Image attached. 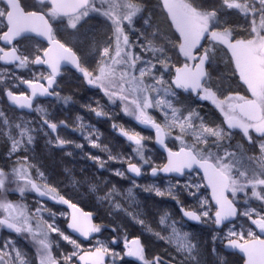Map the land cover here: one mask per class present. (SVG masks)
I'll return each mask as SVG.
<instances>
[{
	"label": "snow or ice",
	"instance_id": "1",
	"mask_svg": "<svg viewBox=\"0 0 264 264\" xmlns=\"http://www.w3.org/2000/svg\"><path fill=\"white\" fill-rule=\"evenodd\" d=\"M154 7L160 10L167 31L154 25L153 14L142 0H35L34 4L0 0V62L20 70L29 69L30 65L47 69L46 73L33 72L31 78L18 76L8 68L0 69V88L8 101L20 109L40 113L42 121L38 129H32L28 122L14 123L0 111V135L9 142L6 156L12 161L8 170L0 167V230L22 237L34 249L29 254L12 236L6 237L0 240V264H127L126 258L139 264H174V258L147 255L139 237L129 239L125 235L123 251L114 247L121 243L117 235L110 240L96 238L95 244L85 248L56 223L57 216L65 218L67 229L84 241H91L94 234L107 227L94 223L92 213L82 211L48 183L27 155H19L34 144L33 132L48 136L45 128L58 133L60 126H67L65 121H51L45 108H33L38 96H55L68 104L71 97H61L56 91L57 78L65 66H71L89 86L99 89L110 104L119 101L124 115L154 130V143L167 157L166 162L157 164L146 155L150 149L145 141L151 137L115 123L112 127L134 145L132 152L138 162L113 155L107 146L93 139L99 135L94 128L85 136L90 147L108 153V161L126 163V171L135 177L145 174V167L152 177L161 173L186 177L176 179L174 184L166 181L163 189L155 183L140 186L133 180V187L126 190L127 200L135 203V187L157 197H171L183 217L214 225L213 242L219 239L226 248L242 253L243 264H264V0H157ZM93 13L106 20L109 34L102 44L91 42L97 59L95 66L89 67L73 46L57 37L53 21H66L65 28L72 30L73 40H78L75 34ZM137 17L143 21L140 28L136 27ZM133 32L138 35V43L130 38ZM32 37L41 38L47 46L36 43L33 51L26 53L16 43ZM220 62L230 76L221 75L214 81L213 73ZM233 79L238 80L237 87L243 89V94L233 91ZM21 84L30 90V95L12 90ZM181 92L197 101L209 102L223 116L222 123H207L198 108L177 107ZM81 107L97 117L111 116L100 101H96V107ZM153 112H159L162 120ZM76 120L82 117L77 115ZM13 127L19 130L17 134L11 131ZM84 127L80 124L78 130ZM237 129L250 146L258 149V155H248L242 143L235 145V151L230 150L231 144L223 145ZM169 139L179 143L178 150L169 147ZM47 143L53 144V139L50 137ZM67 144L83 148L80 143L55 136L56 147ZM88 158L101 169L106 167L107 161L101 157ZM113 174L127 179L123 170L116 169ZM204 190H210V198L203 194ZM29 192L66 205L71 211L54 212L40 200L33 210L25 203ZM115 192L113 187L102 199H110ZM10 193L18 194L20 199H9ZM180 193L193 197L195 206H185ZM241 196L246 205L243 210L238 207ZM253 199L260 202L259 208L251 207L249 201ZM113 207L120 209L121 205L115 203ZM45 214L51 219H46ZM127 214L153 232L139 214ZM160 224L170 229L169 235L153 234L175 245L182 257L179 264H201L198 243L193 242L190 233L177 228V221L167 211L160 216ZM112 231L118 230L113 227ZM61 241L70 249L63 247ZM212 253L216 254L215 247ZM220 264H224L223 258Z\"/></svg>",
	"mask_w": 264,
	"mask_h": 264
},
{
	"label": "rangeland",
	"instance_id": "2",
	"mask_svg": "<svg viewBox=\"0 0 264 264\" xmlns=\"http://www.w3.org/2000/svg\"><path fill=\"white\" fill-rule=\"evenodd\" d=\"M142 3L146 9L152 12L154 25H157L161 31H167V24L164 22L160 10L154 7L157 0H142ZM145 14L147 15L148 13L146 12ZM136 20V27L140 28L143 21L140 20L139 17H137ZM55 24L57 36L61 38L63 42H68L70 46H73L83 62L89 67H94L97 57L92 51L90 44L93 40H95L98 45L102 44L105 37L109 34L106 20L102 16L93 13L91 19L80 29V32L75 34L79 37L78 40H73L72 30L65 28L66 21L57 20ZM130 38L133 43L139 42L138 35L135 32L130 33ZM34 44L33 41H26L23 43V45L28 48L33 47ZM136 51H139V49H136ZM4 68L15 71L18 76L24 78H31L33 72H47L43 68L31 65L29 69L24 70L15 69L14 67ZM213 75L215 81L220 78L221 75L224 77L230 76V72L225 68L224 63L220 62ZM228 82L229 81H225L226 84ZM238 83V80L235 79L231 81L233 91H241L243 94V89L237 87ZM12 90L18 93L25 91L22 84ZM56 91L60 92L61 97H71L67 105H65L63 99H58L56 97L54 100L39 99L36 101L35 107L41 106L45 108L49 114L48 118L51 121L57 123L65 121L67 126H60L58 128V133H51L45 128V131L48 132V136H45L43 132H33L35 136L34 144L29 146L28 152L19 153L20 156L27 155L30 162L40 168L45 174L48 183L55 187H64L68 189L69 193L81 201L83 205L88 208L98 209L99 221L102 222L103 225L121 229L124 231L122 233L126 236L137 235L143 237L146 254L149 256L160 254L165 256L166 259L174 258V264H179V261L182 259L180 254L176 251L175 245H170L166 240L158 239L157 236L153 234L154 232H159L162 236L169 235L170 229H168L166 225L160 224V216L167 211L172 219L177 221V228L180 229L181 232L190 233L193 242L198 243L201 264H220L222 258L224 259V264L242 263L241 258L239 259L235 254L226 255L224 253L222 249L224 243L219 239L213 242L212 234L215 230L212 226L214 225L211 223H203V227H208L209 231L202 227H190L192 225L188 224L181 217L175 208L177 203L171 197H157L154 193L144 192L142 187H135L133 188L136 195L135 203L133 204L127 200L125 198L126 190L133 187V180L140 186L155 183L162 189L165 187L166 181L151 180L149 176L147 178L143 176L141 179L137 180L133 179L126 172V163L108 161V153L90 147L88 141L85 139L89 131L94 128L99 135L98 137L94 135L93 139H98V142L102 146H107L113 155H122L125 158L130 157L133 162H138V158L132 152L134 145L121 136L119 130L114 129L112 125L114 123L122 125L125 129L134 130L140 132L143 136L151 137L150 133L145 132L148 127L139 125L134 119L124 115L121 111L119 101H117L116 104H110L107 97H105L99 89L89 86L76 71L65 70L57 82ZM96 101H100L105 107V110L111 114L110 117H97L93 112L81 107V105L86 104H91L93 107H96ZM184 105L198 108L200 114L209 124H221L223 121V116L209 102L197 101L193 96H188L181 92L176 106L183 107ZM0 111H3L7 118L14 123L23 124L25 121L28 122V127L32 129H38L42 122L40 113L34 111L32 114H28L23 111H18L8 105L5 96L4 104L0 103ZM152 114L157 119L162 120V116L159 112H153ZM77 115L82 117V120L77 121ZM0 120H2V118H0ZM80 124L85 126L82 130H78ZM4 130L8 131V129ZM11 131L13 134H17L19 130L13 127ZM56 135L66 140L80 143L83 145V148L78 149L74 144H67L62 148L56 147ZM1 136L2 135H0V137ZM50 137L53 139V144L47 143ZM151 140L152 139L145 141L147 148L150 149V151L146 152V155H150L152 159H154L157 155L153 153ZM241 140L242 141L239 143L244 145L246 141L243 137H241ZM169 142L174 146H180L178 142H174L171 139H169ZM225 143H227V140L223 141V145ZM8 149L9 142L4 137V163H6V167L10 168L12 161L6 156ZM67 153H71V155ZM247 154L258 155V152ZM89 155L99 156L107 161L106 167L101 169L95 161L88 158ZM14 159L15 157H12V160ZM116 169L125 171L127 179H122L114 175L113 172ZM145 173H147V171H145ZM33 176L35 177L34 170ZM171 182L174 184L176 181ZM113 187L116 188V192L112 194L110 199H102V197H105L112 191ZM204 195L208 196L206 192ZM180 199L182 200V197H180ZM240 200L239 203H242L243 206L246 207L243 200ZM115 203H119L121 208L115 209L113 207ZM249 203L253 208L260 207V202L254 199L250 200ZM127 213L139 214V218L143 219L153 232L147 231L144 226L135 222ZM170 222L171 221H169V223ZM240 222L239 220L236 221L237 224ZM213 247L216 249V254L218 255L217 259L220 260L214 261L211 259ZM127 264L130 263L127 262Z\"/></svg>",
	"mask_w": 264,
	"mask_h": 264
},
{
	"label": "flooded vegetation",
	"instance_id": "3",
	"mask_svg": "<svg viewBox=\"0 0 264 264\" xmlns=\"http://www.w3.org/2000/svg\"><path fill=\"white\" fill-rule=\"evenodd\" d=\"M22 2H23V3H27V4H34V3H35V0H22ZM55 25H56V24H55V21H53V27H54V30H55ZM57 37H58V36H57ZM58 38H59V37H58ZM59 39H61V38H59ZM61 40H62V39H61ZM26 41H33L35 44H36V43H39V44H40L41 46H43V47H46V46H47L46 41L42 40L41 38H36V37L25 38V39H21V40L16 41V43L21 47V49H22L23 51H25L26 53H31V52L33 51V47H34V45H35V44H34L33 47H31V48L25 47V46L23 45V43L26 42ZM62 42H63V41H62ZM0 46H2V45H0ZM4 67H14V66H13V65H4L2 62H0V69H3ZM38 67H39V68H43L45 71H47L46 67H40V66H38ZM65 70H72V71H75V70H73V69H71V68H64V69L62 70V74H61V76L63 75V73H64ZM61 76H60L59 78H57V82H58V80L61 78ZM23 86H24V85H23ZM15 93H16V94H19L18 92H15ZM24 93L28 94V93L26 92V90L24 91ZM4 96H5L4 91H3L2 88H0V103H1V104H4ZM193 97H194V96H193ZM5 98H6V97H5ZM55 98H56V97H55ZM55 98H54V99H55ZM194 98H195V97H194ZM36 101H37V100H36ZM36 101L34 102V106H33L34 108H35V103H36ZM158 120H159V119H158ZM49 131H50V130H49ZM145 132H146V133H150V134H151V137H152L151 144H152V146H153V153H155V154L157 155L153 160H154L157 164H161V163L166 162V157H167L166 154H165L164 152H162V151L156 146V144L154 143V137H155V132H154V130L148 128ZM254 135H255V134H254ZM241 137H242V134H241V132H240L238 129H237V130H233V137H232V139H231L230 141L227 140V143L224 144L225 147H227L229 144H231L233 147H232L230 150L235 151V145H236L237 143H239V142L242 141V140H241ZM167 142H168V144H169V147L173 148V150H178L179 146H174V145H172V144L169 142V140H168ZM244 148L247 150V153H257V152H258V149H257V148L250 146L247 142L244 143ZM213 150H215V149H213ZM5 165H6V163H4V136H1V137H0V167H5V170H8L9 168L6 167ZM126 168H127V165H126ZM143 171H144V173H145V171H147V173L143 174V175L140 176V178H138V179H141L143 176H146V178L149 176V179H151V180H163V181H167V180L176 181V179H181V180L186 179V177H184V178H176V177H174V176H165V175H163L162 173L159 174L157 177H152L150 174H148V173H149V169H148L147 167H145V168L143 169ZM126 172H127V171H126ZM127 173H128V172H127ZM128 175H129V174H128ZM129 176H130V175H129ZM130 177H131V176H130ZM133 179H134V178H133ZM136 180H137V179H136ZM51 185H52V184H51ZM56 188L58 189V191H59L62 195H64L66 198L70 199L72 202L76 203V204L78 205V207H79L82 211L92 213V214H93V222H94V223L102 224V225H103V223L99 221V210H98V209H96V208H88V207H86V206L83 205V203H82L81 201H79L75 196H73L71 193H69L68 189H66V188H64V187H56ZM205 192L208 194V196H209V198H210V192H209V190H204V191H203V194H204ZM208 192H209V193H208ZM180 194H181V196H179V198L182 197V201H183V203H184L185 206H195L196 201H195V199H194L193 197L188 196L186 193H180ZM9 199L15 201V200H19L20 197L18 196V194L10 193V194H9ZM240 199L243 200V199H244L243 196H241V197L239 198V200H240ZM37 200H40L42 203L46 204V206H47L48 208L52 209L54 212H57V213H59V212H61V211L68 213V212L71 211L70 209L67 208L66 205H60V204H56V203H54L53 201H50V200H48V199H42V198H40V197H37V195H36L35 193H32V192H29V193L26 195L25 203H27V204H28V205L34 210V209H35V206H36V202H37ZM239 200H238V207L242 210V209L244 208V206H243L242 203H241V204L239 203ZM240 201H241V200H240ZM175 208H176V210L178 211V213H179V214L181 215V217H182V214H181V212H180V206L177 204V206H176ZM45 218H46V219H49V220L51 219V218L48 217L46 214H45ZM182 218H183V217H182ZM183 219H184V218H183ZM185 221H186V220H185ZM186 222H187L188 224H191V225H192V226H190V227H196V228H200V227H202V228H205L206 230L209 231L208 227H206V226L203 227V223H201V224H194V223L189 222V221H186ZM56 223H57L61 228H63V229L65 230L66 233H68V234H70V235H73L74 238H77V239L83 244V246H84L85 248L90 247V246H92L93 244H95V242H96V238H99L100 240H110L111 237H112L113 235H117V236L120 237V239H121V243H120L119 245L114 246V247H116V249H117L118 251H123V237H124L125 235H124V233H122V232H124V231L121 230V229H117L118 231L114 233V232L112 231V228H111V227H105V228L102 230V233H100V234H94L93 239H92L91 241H84L82 238H80V237L76 236L75 234H73V233L71 232V230L67 229V227H66V223H67V221H66L65 218L57 216ZM195 225H196V226H195ZM212 227H213L214 230H216V229H215V226H212ZM257 231H258V230H257ZM210 232H211V231H210ZM9 236H12V238L16 239L18 245H19L22 249L26 250L29 254H33V252H34L33 247L31 246V244H29L27 241H25L22 237H17L14 233H9L8 230H6V229H4V230H0V240H3L4 238L9 237ZM52 236H53L54 239H57V237H55V234H52ZM127 237H128L129 239H132V238H135V237H139L140 240H141V242H142V244L144 245L143 237H141V236H137V235H132V236H131V235H129V236H127ZM61 245H62L63 247H65V248H67V249H70V246H69V245H66L63 241H61ZM144 247H145V245H144ZM145 249H146V247H145ZM222 249H223V251H224V253H225L226 255H232V254H235L239 259L241 258V260H242V263H241V264H243V259H242V257H241L239 254L226 251L224 245H223ZM54 251H55V250H54ZM219 254H220V252H219ZM217 256H218L217 254H214V255L212 254V258H211V259L214 260V261H215V260H220V259H217ZM126 260H127V262L130 263V264H139L138 261H135L134 259H131V258H126ZM235 264H240V263L236 262Z\"/></svg>",
	"mask_w": 264,
	"mask_h": 264
},
{
	"label": "water",
	"instance_id": "4",
	"mask_svg": "<svg viewBox=\"0 0 264 264\" xmlns=\"http://www.w3.org/2000/svg\"><path fill=\"white\" fill-rule=\"evenodd\" d=\"M64 68H71V66H65ZM63 68V69H64ZM72 69V68H71ZM74 70V69H73ZM59 78V77H58ZM24 87V89L26 90V92L30 95V90L24 85L23 86ZM5 97H6V95H5ZM54 98H55V96H51V97H36L35 99H34V101H33V106H34V102L36 101V100H39V99H45V100H54ZM6 100H7V103H8V105L10 106V107H12V108H15V109H17L18 111H23V112H26V113H28V114H32L34 111H32V110H28V109H20L19 107H17V106H14V105H12L11 104V102L10 101H8V99H7V97H6ZM34 108V107H33ZM51 132V131H50ZM162 152H164L163 151V149H161L158 145H156ZM165 153V152H164ZM166 154V153H165ZM166 156H167V154H166ZM132 178H134V179H138V178H140V177H135L134 176V174H131V173H128ZM163 175H165V176H169V175H166V174H163ZM171 176H174L175 177V175L173 174V175H171ZM177 178V177H176ZM209 192H210V190H209ZM42 199H47V198H42ZM183 217V216H182ZM184 218V220H186V221H189V222H192V223H194V224H201V223H198V222H194V221H190V220H188L187 218H185V217H183ZM73 234H75V233H73ZM76 236H77V234H75ZM225 249H226V251H228V252H232V253H237V254H239L241 257L243 256V254L242 253H239L238 251H235V250H232V249H228V248H226L225 247Z\"/></svg>",
	"mask_w": 264,
	"mask_h": 264
}]
</instances>
